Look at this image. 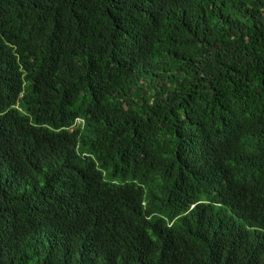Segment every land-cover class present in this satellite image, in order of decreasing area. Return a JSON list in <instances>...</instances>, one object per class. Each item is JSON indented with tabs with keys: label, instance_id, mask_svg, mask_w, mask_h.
Segmentation results:
<instances>
[{
	"label": "trees",
	"instance_id": "16d2710c",
	"mask_svg": "<svg viewBox=\"0 0 264 264\" xmlns=\"http://www.w3.org/2000/svg\"><path fill=\"white\" fill-rule=\"evenodd\" d=\"M0 264H264V0H0Z\"/></svg>",
	"mask_w": 264,
	"mask_h": 264
}]
</instances>
